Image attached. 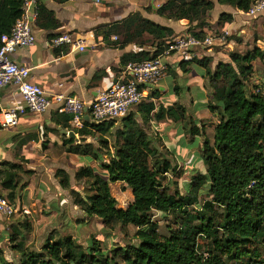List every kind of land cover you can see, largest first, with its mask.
<instances>
[{
	"label": "trees",
	"instance_id": "obj_1",
	"mask_svg": "<svg viewBox=\"0 0 264 264\" xmlns=\"http://www.w3.org/2000/svg\"><path fill=\"white\" fill-rule=\"evenodd\" d=\"M52 1L61 5L70 0ZM215 1L244 13L253 3V0ZM21 8V0H0V39L10 32L21 16ZM213 9L214 0H166L156 13L166 20H184L194 25L192 32L200 39L203 30L208 28V15ZM145 11H149L148 8ZM232 22L230 14L219 16L218 24L223 27ZM34 24L47 32L61 28L54 12L48 10L42 0L37 1ZM94 35L96 40L102 36L103 42L115 49L124 50L132 44L140 48L137 53L121 57L122 67L161 56L169 47L165 41L178 38H174L173 30L145 19L139 12L120 22L99 26ZM54 36L48 38L51 40ZM112 37L116 40H111ZM154 45L157 46L154 53L141 50ZM229 59L230 63H218L213 73L208 58H193L179 65L184 74L188 71L187 63L204 69V77L210 79L214 103L209 109L213 113L217 111L220 117L214 128L212 146L208 139H204L202 153L206 171L193 179L191 197L182 196L177 191L171 193L169 185L164 184L163 178L171 171V164L136 120L138 116L146 126L155 111L154 104L142 103L136 113L123 118L122 126L115 130L113 156L102 165V173L83 167L75 174L77 182H88L87 192L72 189L64 170L55 173L59 187L70 192L75 206L86 215L98 218L107 227L136 228L138 243L114 249L112 257L102 260L103 255L96 253L98 249L94 246L82 248L70 236H65L50 239L43 254L31 253L26 257L23 253L22 264H239L249 253V247L261 240L264 244V94L247 91L252 63L259 60L264 68V49L255 48L245 55L230 53ZM99 77L98 74L95 79ZM174 90L177 94V85ZM186 113L185 108L175 104L167 110L161 108L158 114L172 122H184L186 128L191 124L189 134L201 136L200 129ZM69 121L68 116L62 115L61 128L68 129ZM114 127V121L95 125L86 123L83 129L74 131L81 138L80 143L69 138L63 146L68 154L99 161L97 150L91 143H85V138H94L107 147L104 138ZM0 167L3 169L0 170V188L8 193L6 197L11 203L17 198L15 177L3 181L5 173H15L20 167L5 162ZM116 183L125 184L132 192L133 202L127 209H119L111 194L110 186ZM203 188H206L210 200H206L200 210H194L198 191ZM154 212L171 215L176 220L177 229L170 233V237L160 236L152 221ZM11 241L15 243L16 238ZM16 246L22 249L23 244L19 242Z\"/></svg>",
	"mask_w": 264,
	"mask_h": 264
},
{
	"label": "crops",
	"instance_id": "obj_2",
	"mask_svg": "<svg viewBox=\"0 0 264 264\" xmlns=\"http://www.w3.org/2000/svg\"><path fill=\"white\" fill-rule=\"evenodd\" d=\"M42 1L48 10L54 12L56 19L61 23V28L54 32H47L34 26L37 38L35 45L29 49L18 50L13 55V59L19 65L30 70L31 81L42 87L49 99L60 95H71L84 102L94 100L102 91L108 89L117 80L116 78L123 68L120 65L121 57L127 53H137L140 51V48L134 44L127 46L124 50L112 48L103 42L102 36H98L96 43L93 42L91 32L94 33L99 26L120 22L129 15L139 12L145 19L173 30L175 34L174 38L184 35L194 36L192 32L194 25H189L187 21L175 22L157 15V9L166 0L163 3L157 2L156 4L150 5L147 4V0H70L61 5L52 0ZM146 8L149 11L146 12ZM215 13H217L218 17L223 13L230 14L234 23L240 20L241 14L246 15L244 12L237 11L228 6L219 5L216 2L213 12L209 16ZM260 17H264V13L259 16V20L262 21ZM231 26L227 25V27L225 26L226 28H223L230 30L232 28ZM208 28L203 30L201 34L202 38L200 39L209 37L211 33L205 36L208 33ZM214 31L215 33L217 32L215 29ZM64 33L74 34L77 40L82 41L85 50L79 52L72 49L70 45H64L61 48H53L49 45V35L56 36ZM224 33L226 34V32ZM168 43L169 41H165V45H169ZM156 47L155 45L150 46L152 53L156 52ZM207 47L194 58L200 60L205 55V58L211 59V62L215 64L216 69L218 63H224V61L218 62L217 60L218 55L222 52L218 50V53H216L215 49L209 48V46ZM168 49L163 52V54H167V58L164 60L168 69L166 75L151 89V99L153 101L150 103L154 104L155 111L152 113V118L147 126L153 131H156L160 136L166 135L170 137L171 142H177L181 139L182 158L191 162L195 155L200 152L199 147L201 148L202 146V140L204 142V135L207 129H212L214 134V126L217 125L216 119L213 118V113L209 110L208 104L212 100V90L208 84V78L204 79V76H202L203 73L201 76L196 73L197 71L204 72L203 68L195 64L187 63L185 64L188 70L187 73L184 74L181 71L180 63L182 61L189 62L192 60L193 58L190 55L178 52H167ZM141 50L148 51L145 47ZM220 50L222 51V49ZM212 71L211 69V73H213ZM98 74L100 77L95 79V76ZM187 75L190 80L184 83L187 87L185 89L186 94L183 99L179 100L176 98L177 94L174 90L176 79ZM193 85L201 88L205 97L204 103L196 109L197 111L195 113L194 108L197 106H195L196 103L190 94L195 88ZM177 87L179 91L180 87L178 85ZM0 93L3 95L0 104L2 109L11 108L20 104V98L14 89L5 88ZM175 104H179L186 109L187 118H191L196 123L199 122V125L196 127L200 129L201 136L197 135L195 138L191 135L189 136L188 128L185 127L186 123L181 121L172 122L167 117L158 114L161 108L167 110ZM55 108V104L52 103L49 110L44 114H26L20 118L17 127L6 130L0 129V164L3 162L19 164L16 158V152L14 151L18 141H21L20 146L22 145L21 155L26 161L29 160V164L33 162L35 165L39 164V167L36 166L37 169L48 171L50 167L46 168V163H58L66 159L80 161L79 159L82 157L68 154L66 148L63 146V142L69 139L68 135L64 134L63 131L66 133H74L76 130L72 128L70 123H68V129L64 130L61 128L62 115L57 114ZM137 108L133 110L132 114L136 113ZM136 120L138 123L141 122L138 116H136ZM75 137L77 140H73L76 144H79L81 138L77 134H75ZM167 149L175 157L179 154L173 145L169 146L168 144ZM28 168L32 169L30 166ZM0 170H3L2 167H0ZM44 176L47 177V175ZM52 178L55 181L54 176H51V180ZM40 179L43 189H48L51 185L56 189L57 182L53 184L51 181H45V178ZM32 188L34 190V184L29 185L25 189L26 193L23 196L29 198L30 193L33 191Z\"/></svg>",
	"mask_w": 264,
	"mask_h": 264
},
{
	"label": "rangeland",
	"instance_id": "obj_3",
	"mask_svg": "<svg viewBox=\"0 0 264 264\" xmlns=\"http://www.w3.org/2000/svg\"><path fill=\"white\" fill-rule=\"evenodd\" d=\"M164 1L165 0H147V4H156L157 2L163 3ZM215 2L216 1L214 0V5ZM260 18H262V21L259 20V17L257 19H249L248 16L241 14L240 20L228 24L232 25V28L226 30L225 28L227 25L223 28L222 25L218 24L219 17L217 16V13L212 16L208 15L207 23L209 28L208 33H206L205 36H208L211 33L209 36H212V44L209 48L215 49L216 53H218V50L222 52L218 55V62L224 61V63H230V53L245 55L247 52H252L255 48L264 49V17ZM214 29L217 31L216 33ZM221 29L224 31H221ZM224 32H226V34ZM145 38L148 39L147 36ZM145 48L152 53L150 46H146ZM220 49H222V51ZM202 58H205V55H203ZM210 68L213 70L212 72H214L215 64L211 62ZM252 68V75L247 82V91L254 94H264L263 65L259 60H256L252 63ZM196 73L200 76L203 73L202 76H205V71H197ZM203 78H208L207 81L210 85L209 77L206 76ZM188 80H190L188 79V75L176 79V85L180 87V90L176 95V98L179 100L185 97V89L187 87L184 83ZM217 84L218 82L215 86ZM190 94L193 97V101L196 103L195 106H197L194 108L195 113L197 111L196 109L201 107L204 103L205 97L201 88H198V86H195L193 92ZM208 104L209 106H213L214 103L211 100ZM213 118L216 119V122L218 123L220 117L217 115V111L213 113ZM114 122L115 127L112 129L111 134L104 138L107 140V147H103V145L97 142L94 138H85V141L91 143L97 150V153L100 156L99 161H94L87 157H82L79 159L80 161L66 159L65 161H59L58 163H46L45 167L50 168L48 171H45L37 169L39 164L35 165L34 162L29 164V160L26 161L21 155V141L16 143L17 147H15L14 151L16 152V158L19 161V164L16 165L20 168L11 175V177H15L17 198L10 203L16 210V213L10 217L0 214V264H22L23 253L26 257L31 253L43 254L45 253L44 248L51 242L50 239L57 240L59 238L62 239L65 236H70L74 242L82 248L94 246L98 249L96 253L103 255L102 260L104 257H112V251L114 249L119 247L124 248L125 246H134L138 243V240L135 237L137 232L136 228L132 226L107 227L98 218L86 215L79 207L73 204L70 192L61 189L59 187L58 179L55 178L56 171L60 169L64 170L70 178L72 189L80 192H87L89 188L88 182L86 180L77 182L74 179L75 174L83 167H89L94 169L97 173H102V165L106 164L113 156V145L115 143V137L113 134L119 126H122L121 120H116ZM139 124L144 128L151 140L155 142V146L159 153L164 158L168 159L171 164V171L163 178L164 184L169 185L171 193L177 191L182 196L191 197L190 192L193 179L199 175H204L206 171L202 153L203 140L201 148L199 147L200 152L195 155L191 162H188L186 159L184 160V158H182L181 139L177 142H171L170 137L166 135L160 136L149 126H143L141 122ZM194 124L198 126L199 122H194ZM191 126L192 125L190 124L188 127L189 136ZM204 136L209 140L210 145L212 146L214 139L213 130L207 129ZM168 144L169 146L173 145V147L178 150L179 154H177L176 157L167 149ZM54 155L56 154L54 153ZM28 166L32 169H29ZM44 175H47V177ZM49 176L50 178H48ZM51 176H54L55 181H53V178L51 180ZM40 178H45V181H51L53 184L57 182L56 189L53 185L49 186L48 189H43V186L40 183ZM32 184H34V190L32 188L33 191L30 193V197L27 198V196H23V194L26 193L25 189ZM110 189L112 196L117 201V207L119 209H127L129 205L132 204V192L125 184L116 183L111 185ZM207 193L206 188L198 191L197 201L192 207L194 210H200L206 200H210ZM0 194L7 199L6 196L8 193L1 188ZM152 221L157 225L159 234L162 237H170V233L175 231L178 226L173 216L162 215L156 212L153 213ZM14 238H16L15 243L11 241ZM19 242L23 244L22 249L16 246ZM261 242L262 240L249 247V253L242 258L239 264H248L249 262H252L253 264H264V244H261Z\"/></svg>",
	"mask_w": 264,
	"mask_h": 264
},
{
	"label": "built area",
	"instance_id": "obj_4",
	"mask_svg": "<svg viewBox=\"0 0 264 264\" xmlns=\"http://www.w3.org/2000/svg\"><path fill=\"white\" fill-rule=\"evenodd\" d=\"M21 1V16L15 21L10 32L2 35L0 39V92L5 88L14 89L20 98V104L7 109L1 108L0 129L17 127L20 118L26 114H44L52 103L56 106V113L68 116L70 125L78 131L83 129L86 123L95 125L122 120L140 104L153 101L151 89L161 81L168 70L164 62L167 54L143 62L128 63L119 72L117 80L92 101L84 102L71 95H60L49 99L43 88L31 81L30 70L13 59V55L18 50L33 47L37 40L34 23L38 0ZM263 13L264 0H253L245 14L257 18ZM211 37L198 39L191 35L180 36L168 43L167 52L188 54L191 58L197 57V54L212 44ZM91 39L97 42L92 32ZM111 40H116V37H112ZM49 45L53 48L70 45L76 51L85 50L82 41L77 40L71 33L54 36ZM15 213L14 207L0 194V214L10 217Z\"/></svg>",
	"mask_w": 264,
	"mask_h": 264
},
{
	"label": "water",
	"instance_id": "obj_5",
	"mask_svg": "<svg viewBox=\"0 0 264 264\" xmlns=\"http://www.w3.org/2000/svg\"><path fill=\"white\" fill-rule=\"evenodd\" d=\"M2 97H3V95H2V93H0V104H1V101H2ZM0 111H1V105H0ZM63 133L67 134L69 138L77 140V138L75 137V134L73 132L66 133V132L63 131ZM11 175H13V173H6V177H5L3 182L5 183V182L9 181L10 178H11Z\"/></svg>",
	"mask_w": 264,
	"mask_h": 264
}]
</instances>
